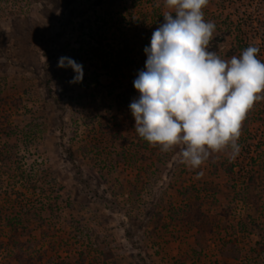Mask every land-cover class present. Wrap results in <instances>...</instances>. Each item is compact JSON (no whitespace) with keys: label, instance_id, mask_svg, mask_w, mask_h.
Masks as SVG:
<instances>
[{"label":"rangeland","instance_id":"1","mask_svg":"<svg viewBox=\"0 0 264 264\" xmlns=\"http://www.w3.org/2000/svg\"><path fill=\"white\" fill-rule=\"evenodd\" d=\"M169 11L164 0H0V211L24 215L14 223L33 264H264V100L239 154L197 169L182 146L162 152L135 131L133 81ZM203 12L216 26L208 51L228 60L251 45L264 62V0ZM0 233V264H18L6 223Z\"/></svg>","mask_w":264,"mask_h":264},{"label":"clouds","instance_id":"2","mask_svg":"<svg viewBox=\"0 0 264 264\" xmlns=\"http://www.w3.org/2000/svg\"><path fill=\"white\" fill-rule=\"evenodd\" d=\"M164 3L171 11L153 31L145 68L133 81L139 93L129 104L135 131L162 152L182 146L181 162L192 169L229 149L234 159L248 112L264 100L259 48L250 45L239 57L221 59L208 51L216 28L204 19L209 0ZM57 66L73 69L70 83L82 81L83 66L73 59L61 57Z\"/></svg>","mask_w":264,"mask_h":264},{"label":"trees","instance_id":"3","mask_svg":"<svg viewBox=\"0 0 264 264\" xmlns=\"http://www.w3.org/2000/svg\"><path fill=\"white\" fill-rule=\"evenodd\" d=\"M238 40V37H237ZM9 159H4V162H7ZM14 217H11L12 215L8 213H4L3 211H0V226L3 223H6L9 227V238L7 241L6 246L10 245L9 248L12 249L11 254L14 255L15 260L18 262V264H33L35 263V259L33 257L28 256L27 250L24 249L23 243L19 240V236L17 234H20L19 231V225H17L16 221H21L19 218L24 216L23 214L14 213ZM4 243L1 241V233H0V250L3 249ZM11 255V256H12ZM13 257V258H14ZM6 264V263H5ZM8 264V263H7Z\"/></svg>","mask_w":264,"mask_h":264}]
</instances>
